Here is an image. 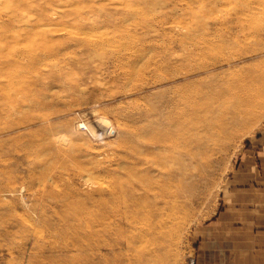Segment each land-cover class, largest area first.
Wrapping results in <instances>:
<instances>
[{"label":"rangeland","instance_id":"374dc122","mask_svg":"<svg viewBox=\"0 0 264 264\" xmlns=\"http://www.w3.org/2000/svg\"><path fill=\"white\" fill-rule=\"evenodd\" d=\"M0 24V264H192L261 168L264 0H0ZM167 130L177 163L149 154Z\"/></svg>","mask_w":264,"mask_h":264},{"label":"crops","instance_id":"0c3cea01","mask_svg":"<svg viewBox=\"0 0 264 264\" xmlns=\"http://www.w3.org/2000/svg\"><path fill=\"white\" fill-rule=\"evenodd\" d=\"M258 146L261 168L251 178L254 185L236 189L234 201L203 229L192 264H264V140ZM256 154L246 151L244 157Z\"/></svg>","mask_w":264,"mask_h":264},{"label":"bare ground","instance_id":"6f19581e","mask_svg":"<svg viewBox=\"0 0 264 264\" xmlns=\"http://www.w3.org/2000/svg\"><path fill=\"white\" fill-rule=\"evenodd\" d=\"M1 25V24H0ZM1 28V26H0ZM3 31V29H1ZM0 40L2 41V38L0 36ZM263 45V44H262ZM2 51V49H1ZM1 54V53H0ZM252 109V108H251ZM177 123V127H181L183 123L180 121V119H177L176 121ZM227 123L230 124H235L237 123V121L231 120ZM95 125V124H94ZM179 125V126H178ZM217 125V124H216ZM183 129V128H182ZM151 136V137H150ZM149 138L146 140L147 144L149 145V154L151 157H158V156H163L166 157L168 155L169 159H172L175 163H177L179 160H177V158H174V156L169 155V154H173L178 150V143L183 141L184 143H188L190 142L191 138L189 137H185L183 135H180L179 132H175L173 130H167V131H160L155 133L154 135H150ZM54 138V137H53ZM143 153V152H142ZM144 154V153H143ZM142 154V155H143ZM146 154V153H145ZM188 154V152H187ZM171 156V157H170ZM190 156V155H189ZM193 156V155H192ZM140 158V157H139ZM167 159V160H169ZM152 160H154L152 158ZM144 161V160H143ZM154 162V161H153ZM155 163V162H154ZM164 164V162L159 161L158 164H154V169H159L161 168ZM131 171L135 170V167H130ZM155 171V170H154ZM171 176H174V172H172L171 174H169ZM157 183V182H156ZM151 184V183H150ZM150 184H145V182H141L139 183V190H142V192H147L149 193L150 191H153V187ZM170 190V189H169ZM135 191H131L130 192V198L128 200L124 201V204L128 207V208H142L143 207V203L146 202V198L147 197H143L141 195V193H139L138 197L136 196V192ZM162 208V207H161ZM134 213V211H133ZM127 215V214H126ZM129 217V216H128ZM132 218V217H131ZM133 219V218H132ZM116 246V244H111V243H103V244H99L97 245L98 250H102V249H114V247ZM104 259V258H103ZM105 260V259H104ZM105 262V261H104ZM104 264V263H103Z\"/></svg>","mask_w":264,"mask_h":264}]
</instances>
